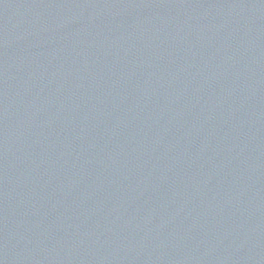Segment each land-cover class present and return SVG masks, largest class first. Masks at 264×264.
I'll return each instance as SVG.
<instances>
[{
    "label": "water",
    "instance_id": "obj_1",
    "mask_svg": "<svg viewBox=\"0 0 264 264\" xmlns=\"http://www.w3.org/2000/svg\"><path fill=\"white\" fill-rule=\"evenodd\" d=\"M0 264H264V0H0Z\"/></svg>",
    "mask_w": 264,
    "mask_h": 264
}]
</instances>
